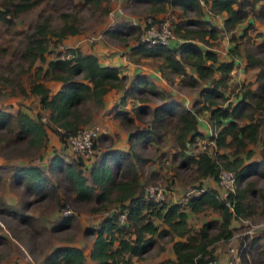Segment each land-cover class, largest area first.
<instances>
[{
  "label": "trees",
  "instance_id": "16d2710c",
  "mask_svg": "<svg viewBox=\"0 0 264 264\" xmlns=\"http://www.w3.org/2000/svg\"><path fill=\"white\" fill-rule=\"evenodd\" d=\"M56 1L0 0V28L23 42L19 57L28 60L30 65L36 61L45 63L44 70L39 67L43 76L60 83L59 90L53 94L43 81H31L28 90L17 83L18 93L27 95L29 91L39 97L46 115L32 116L20 108L13 112L0 109V146L4 143L9 151L19 147L25 151L40 149L45 145L49 130L66 145L68 136L93 123L96 110L104 106L106 95L115 90L121 95L109 111H115L113 116L130 131V148L103 149L90 165H86L80 155L66 160L63 155L54 153L47 171L37 164L14 166L13 181L22 184L25 193L38 200L56 197L60 188L64 194L60 208L72 201L88 205L91 213L101 216L98 225L87 231L93 235L88 253L92 264H134V259H142L163 238L171 243L174 257H166L157 264H207L215 260L216 244L228 243L234 236V220L264 213V191L250 180L253 175L264 177V58L256 57L247 49L245 68L256 69L253 83H244L242 88L234 89L236 100L224 105L229 96L220 86L226 87L236 58L243 52L241 54L240 46L232 37L234 46L228 51L230 59L219 58L213 45L222 30L203 16L202 4L208 6L212 15L224 14L223 24L229 28L250 16L263 20L264 0H128L149 5L150 13H146L144 21L147 18L161 21L159 16L168 7L180 12V21L172 23V32L179 42L140 41L142 26L126 21L116 23L108 33L122 40L132 38L134 44L126 54L128 59L140 63L150 58L160 77L169 84L202 85L199 99L194 100L191 107L156 86L147 74H137L126 84L127 77L120 74L118 67L102 64L94 53L84 52L79 47L64 46L67 37L79 34L82 29L77 23V9L73 14L64 9L56 16L43 14L46 6L52 7ZM65 1L74 7L81 5L100 10L105 16L109 12V0ZM38 7L36 20L27 28L13 26L14 18ZM189 13L196 17H190ZM256 27L255 22L250 21L245 30L233 36L243 32V38H251L253 29L254 36L261 38L255 43L256 47L264 53V33ZM52 53L54 56L48 57ZM171 76H174L172 80ZM254 83L256 86L252 88ZM138 93L155 96L160 102L151 107L148 99ZM129 98L131 103L125 109ZM204 113L211 129L208 135L198 126V116ZM148 115L150 117L144 121ZM138 122H147L148 126L140 127ZM166 126L172 135V156L180 167L193 170L199 181L219 180L221 170H230L235 176L233 190H226L222 195L216 187L199 183L196 192L185 202L149 196L135 164L145 158L137 150L146 143L160 141L161 130ZM200 138L211 139L216 149L214 156L204 150L187 152L188 145ZM259 141L261 158L248 160L253 153L247 149L248 145ZM227 148L230 150L218 152ZM52 176L57 179L54 183ZM208 209L217 216L198 227L190 225V213L198 214ZM121 214L125 215L122 220ZM13 215L18 221H31L19 213ZM72 219L65 214L58 226L65 227ZM2 238L0 235V240ZM253 243L254 240L249 245ZM245 255L243 251L244 263ZM48 259L52 264H88L84 250L74 244L56 246Z\"/></svg>",
  "mask_w": 264,
  "mask_h": 264
},
{
  "label": "rangeland",
  "instance_id": "374dc122",
  "mask_svg": "<svg viewBox=\"0 0 264 264\" xmlns=\"http://www.w3.org/2000/svg\"><path fill=\"white\" fill-rule=\"evenodd\" d=\"M77 0H75L76 2ZM203 16L210 20L213 25L219 27L220 38L214 43L213 49L217 52L221 60H229L228 51L234 46L232 37L236 45L240 46L241 54L236 58L234 69L230 73V78L226 83V87L220 86V89L224 91L229 99L224 101L223 104L234 102L236 100L234 89L242 88V86L248 83H253L256 69H246L244 53L247 49H250L256 57L264 58V53L260 52L255 43L261 41V38H256V34L251 29L250 36H233L234 33H239L245 30L247 23L255 22L256 29L264 33V18L263 20H255L253 16L248 17L243 23L234 25L233 27H227L223 24L224 15L215 14L212 15L208 12V6L203 2ZM149 5L146 3H134L128 2V0H109L108 14L102 15L100 10L89 9L87 6L71 5L70 2L65 0H58L51 7L47 5L43 14H50L56 16L62 9L70 11L72 14L77 9V23L82 31L73 36L67 37L63 44L69 47H79L84 52H90L96 47L104 45L108 49L109 55L117 54L122 56L130 63L125 66L121 65L120 69H126L125 72H120L121 75H126V84L134 74L138 72H146L155 69L154 62L149 58L142 59L140 63H134L128 59L126 54L129 52V47L134 44L132 38L122 40L115 38L108 33L109 29L115 28V24L126 21L131 24H140L143 26V18L146 13H150ZM40 7L21 14L14 18L13 26L16 28L25 29L30 23L36 20ZM179 11H171V8H167V11L159 16L161 23L166 24L171 30L173 22L179 20ZM190 17H196L194 13H189ZM145 23V22H144ZM249 25V24H248ZM251 25V24H250ZM231 28V29H230ZM143 30V28H142ZM173 33V32H172ZM140 33V41H141ZM174 38L171 41L179 42L174 34ZM235 37V38H234ZM16 36L5 33L0 28V109H7L13 112L15 109H22L28 112L32 116L37 114L46 115V111L39 102V97L35 94L29 93L27 95L18 93L17 83H21L27 90L31 81L38 80L43 81L53 94L59 90L60 84L57 81L46 79L43 76V72L40 70L45 68V63L36 61L32 65L26 59H21L18 55V51L23 46V42H19ZM124 39V38H123ZM175 39V40H174ZM83 48V49H82ZM4 49V50H3ZM51 53V52H50ZM107 55V52L103 53ZM54 56V53L48 55V57ZM228 57V58H227ZM39 67L41 69L39 70ZM117 67V66H116ZM132 76V77H130ZM174 76H171V80ZM8 79V80H7ZM171 87V97L180 100L181 103L187 102L188 105L193 104L194 100L199 99V91L202 85L199 87H193L189 85L176 83H168V80L164 79ZM175 81V79H174ZM170 82V81H169ZM58 85V86H57ZM256 86V83L252 84V88ZM236 90V91H237ZM106 95L104 106L97 109L93 118V123L100 126L99 135L96 142V149L94 154L90 158L83 157L82 155L72 152L68 149L67 145L59 139L58 135L52 131H48V136L45 140L44 147L40 149H29L25 151L24 148L19 147L14 150H7L4 148V143L0 146V235L3 238L0 240V264H52L49 262V255L56 246L74 244L81 247L86 254V262L92 264L89 259L88 253L93 239V235L89 234L88 229L96 227L98 225V214L91 213L89 206L86 204H79L77 202L68 201L66 207L60 208L59 203L63 202V191L58 188L56 197H46L40 200L36 199L30 194H26L22 184L15 183L12 179V168L16 165L37 164L47 171V164L54 153L63 155L66 160H70L73 156H81L84 159L86 165H90L95 159V156L106 148H120L128 149L129 147V134L130 131L116 119L113 114L115 111H109L112 107H108L112 94ZM112 95V96H111ZM138 96H143L148 99L151 107L158 104L160 100L150 94L144 95L138 93ZM130 105L131 100H127ZM135 102L133 103V105ZM190 106V107H191ZM43 116V117H44ZM150 116H146L144 121ZM205 113L198 116L199 129H203V122L205 121ZM92 124V123H91ZM140 127L148 126L147 122H138ZM206 126V124H204ZM205 129V133L211 132V129ZM264 129V128H263ZM165 130V131H163ZM169 126H166L161 130V140L153 141L152 143H146L145 146L137 150L141 157L145 158V161H136V167L139 175L141 176V183L145 187L150 188V191L155 189H164L166 200L172 202H185L186 198L196 192V188L199 183H203L204 186H215L219 193L224 195L225 188L219 184L218 179L213 180L211 178L203 179L201 181L195 179L196 173L193 170H189L184 167H180L176 157L172 156L174 148L172 144V135L168 132ZM262 145L258 143H251L247 149L252 153L251 159L258 160L261 158ZM207 151L211 156H214L216 149L211 139L200 138L196 142L189 144L187 152L190 154L197 153L198 151ZM230 148L221 149L218 152L229 151ZM245 153H243L244 155ZM47 174V172H46ZM49 174V172H48ZM51 176V175H50ZM53 183L57 181L55 177H51ZM252 180L256 187L263 189L264 191V177L253 175ZM59 200V201H58ZM23 202H26L23 206ZM261 206L262 204L259 203ZM66 208L67 211L62 212ZM15 213L28 217L30 222L18 221ZM71 215V223L65 227L58 226L63 216ZM217 214L208 209L202 213L191 214L189 218L190 225L200 226L205 220H209L216 217ZM264 222V213H258L252 218L234 220V237L230 239L228 243H217V253H226L231 255L230 248L237 247L238 244L245 241L249 247L246 251L245 264H264V227L258 229L250 235H243L242 233L248 228L250 223ZM58 226V227H57ZM57 227V228H55ZM253 244H250L253 242ZM163 246L160 249V246ZM172 252L171 243L167 238L161 239L158 244L153 247L142 259H134V264H157V261L161 256L167 255Z\"/></svg>",
  "mask_w": 264,
  "mask_h": 264
},
{
  "label": "built area",
  "instance_id": "2783aa9c",
  "mask_svg": "<svg viewBox=\"0 0 264 264\" xmlns=\"http://www.w3.org/2000/svg\"><path fill=\"white\" fill-rule=\"evenodd\" d=\"M145 22V23H144ZM143 22V30L141 34V40L150 42V43H161L168 44L173 38L172 30L166 24L161 23V21L156 22L151 18H147ZM42 120L45 121L46 118L42 117ZM100 126L98 124H88L80 127L74 134L66 138V145L68 149L72 152L78 153L83 157L90 158L95 152V144L99 135ZM219 184L225 188V190H233L235 186V176L230 170H221L219 173ZM149 196H153L157 200L165 199V193L163 189H155L150 191V188H147ZM226 192V191H224ZM70 211L65 209V212ZM125 215L121 214L120 219H124ZM264 227V222L259 223H250L248 228L242 233L243 235H250L262 229ZM245 241L238 244L237 247H231V255H228L226 264H245L241 257L242 252L247 248ZM207 264H219L217 259L210 260ZM251 264V263H250Z\"/></svg>",
  "mask_w": 264,
  "mask_h": 264
},
{
  "label": "crops",
  "instance_id": "0c3cea01",
  "mask_svg": "<svg viewBox=\"0 0 264 264\" xmlns=\"http://www.w3.org/2000/svg\"><path fill=\"white\" fill-rule=\"evenodd\" d=\"M222 15H224V14H222ZM108 49L109 48H106L104 45H102L100 47H96L94 50H90V52H92L96 56H98L99 61L102 64H104V65H110V66H115V67L117 66L120 69L121 65L124 64L125 66H127V64L130 63L128 60H125L124 58H122V56H118L116 53L115 54H112V55H109ZM104 52H107V55H104L103 54ZM121 71L126 73V69H120V72ZM141 73L147 74L150 77L151 81L156 86H158L159 88L165 89L170 94H172L171 91H170V88L171 87L167 84V82L163 78L160 77L159 73L155 69H152L151 71H146V72H138V73L134 74L133 76H135L137 74H141ZM130 77H132V76H130ZM129 82H131V80ZM109 93H111L113 96L111 95L112 96V99L110 100V103L108 104V107L113 106L115 103H117L119 101V97L121 95V92L115 91V90H113V91H111ZM128 100H131V99L129 98ZM183 104L186 105L187 107H190L191 106V105H188L187 102H183ZM128 108H129V104L126 105L125 109H128ZM205 117H206V115H205ZM204 124H206V126H204ZM202 126H203V129L202 130L200 129V130L203 131V132H205V129H207V126L209 127V125L207 124V121L206 120L203 122ZM208 129H210V127ZM213 187H215V186H213ZM191 214L192 213H190V215ZM190 215H189V218H190ZM194 227H198V226H194ZM166 257L173 258L174 257L173 252L170 251L167 255L161 256L157 261H155V263H158L160 260H162V259H164ZM227 257H228V255L226 253H224V252L223 253H217V251H216V259H217V261H218L219 264H226Z\"/></svg>",
  "mask_w": 264,
  "mask_h": 264
}]
</instances>
